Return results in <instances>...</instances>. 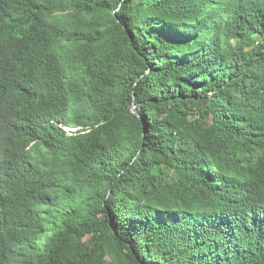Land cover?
I'll use <instances>...</instances> for the list:
<instances>
[{
  "label": "trees",
  "instance_id": "obj_1",
  "mask_svg": "<svg viewBox=\"0 0 264 264\" xmlns=\"http://www.w3.org/2000/svg\"><path fill=\"white\" fill-rule=\"evenodd\" d=\"M0 264H264V0H0Z\"/></svg>",
  "mask_w": 264,
  "mask_h": 264
},
{
  "label": "rangeland",
  "instance_id": "obj_2",
  "mask_svg": "<svg viewBox=\"0 0 264 264\" xmlns=\"http://www.w3.org/2000/svg\"><path fill=\"white\" fill-rule=\"evenodd\" d=\"M64 128H65L66 130L73 131L74 129H77L78 127H66V126H64ZM107 257H108V261L111 262V261H112V257L109 256V255H108Z\"/></svg>",
  "mask_w": 264,
  "mask_h": 264
},
{
  "label": "water",
  "instance_id": "obj_3",
  "mask_svg": "<svg viewBox=\"0 0 264 264\" xmlns=\"http://www.w3.org/2000/svg\"><path fill=\"white\" fill-rule=\"evenodd\" d=\"M136 112H137V110H136Z\"/></svg>",
  "mask_w": 264,
  "mask_h": 264
}]
</instances>
